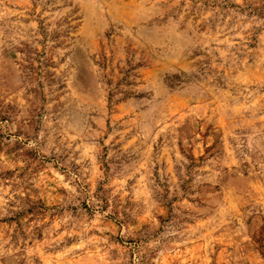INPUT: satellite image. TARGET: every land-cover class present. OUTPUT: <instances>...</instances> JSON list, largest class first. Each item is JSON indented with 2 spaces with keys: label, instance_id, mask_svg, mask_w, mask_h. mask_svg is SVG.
<instances>
[{
  "label": "rangeland",
  "instance_id": "rangeland-1",
  "mask_svg": "<svg viewBox=\"0 0 264 264\" xmlns=\"http://www.w3.org/2000/svg\"><path fill=\"white\" fill-rule=\"evenodd\" d=\"M0 264H264V0H0Z\"/></svg>",
  "mask_w": 264,
  "mask_h": 264
}]
</instances>
